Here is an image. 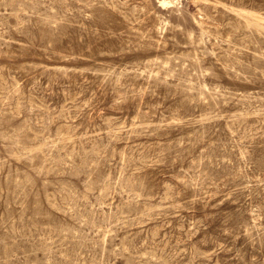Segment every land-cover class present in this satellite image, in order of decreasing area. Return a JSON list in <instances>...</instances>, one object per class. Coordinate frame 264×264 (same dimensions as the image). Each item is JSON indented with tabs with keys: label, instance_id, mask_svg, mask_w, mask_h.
Instances as JSON below:
<instances>
[{
	"label": "rangeland",
	"instance_id": "1",
	"mask_svg": "<svg viewBox=\"0 0 264 264\" xmlns=\"http://www.w3.org/2000/svg\"><path fill=\"white\" fill-rule=\"evenodd\" d=\"M165 1L0 0V264H264V0Z\"/></svg>",
	"mask_w": 264,
	"mask_h": 264
},
{
	"label": "bare ground",
	"instance_id": "2",
	"mask_svg": "<svg viewBox=\"0 0 264 264\" xmlns=\"http://www.w3.org/2000/svg\"><path fill=\"white\" fill-rule=\"evenodd\" d=\"M169 2H170V1H169ZM162 3H163V4H166V1H165V0H162Z\"/></svg>",
	"mask_w": 264,
	"mask_h": 264
}]
</instances>
